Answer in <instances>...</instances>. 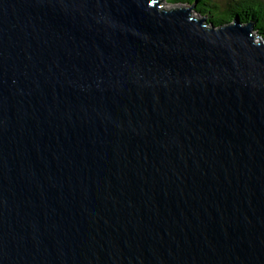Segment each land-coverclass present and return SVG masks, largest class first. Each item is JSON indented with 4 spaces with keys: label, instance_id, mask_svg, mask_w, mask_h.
I'll list each match as a JSON object with an SVG mask.
<instances>
[{
    "label": "water",
    "instance_id": "1",
    "mask_svg": "<svg viewBox=\"0 0 264 264\" xmlns=\"http://www.w3.org/2000/svg\"><path fill=\"white\" fill-rule=\"evenodd\" d=\"M193 8L0 0V264H264V39Z\"/></svg>",
    "mask_w": 264,
    "mask_h": 264
},
{
    "label": "trees",
    "instance_id": "2",
    "mask_svg": "<svg viewBox=\"0 0 264 264\" xmlns=\"http://www.w3.org/2000/svg\"><path fill=\"white\" fill-rule=\"evenodd\" d=\"M165 1L178 8L194 6L196 14L206 18V23L215 28L231 24L238 17L245 24H254L256 35L264 39V0Z\"/></svg>",
    "mask_w": 264,
    "mask_h": 264
},
{
    "label": "rangeland",
    "instance_id": "3",
    "mask_svg": "<svg viewBox=\"0 0 264 264\" xmlns=\"http://www.w3.org/2000/svg\"><path fill=\"white\" fill-rule=\"evenodd\" d=\"M164 2H165V4H166L168 7H175V6H172V5L167 4L165 0H164ZM185 8H190V7L186 6ZM192 10H193L194 12H196L194 8H193ZM205 19H206V18H205ZM205 21H206V20H205ZM205 21H204V22H205ZM255 32H256V31H255Z\"/></svg>",
    "mask_w": 264,
    "mask_h": 264
}]
</instances>
